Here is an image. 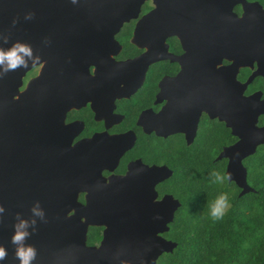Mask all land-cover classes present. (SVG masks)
<instances>
[{
	"label": "water",
	"instance_id": "95a60500",
	"mask_svg": "<svg viewBox=\"0 0 264 264\" xmlns=\"http://www.w3.org/2000/svg\"><path fill=\"white\" fill-rule=\"evenodd\" d=\"M142 1L0 0V47L8 49L16 42L25 43L40 57L35 65L43 62L22 90L23 76L35 66L31 62L27 69L0 77V204L6 209L0 220V246L8 252L0 264H19L10 243L13 224L17 213L31 218V208L37 201L46 213V222L38 221L37 230L27 240L37 249L33 264H155L159 254L176 245L159 232L167 228L180 205L177 198L166 194L157 204L144 207L139 204L145 199L139 201L132 166L125 175L110 176L108 181L96 167L104 161L115 163L121 151L113 153L103 148L99 156L88 153V142L71 146V139H64L62 133L66 110L81 100H75L80 95L75 94L77 90L68 75L76 73V68L80 71L81 63L85 66V62H95L93 43L97 37L108 50L118 46L115 32L138 13ZM154 1L157 7L141 20L144 31L152 26L153 15L167 9L168 0ZM29 14L32 18L26 19ZM137 27L138 23L133 41L140 43L142 35ZM3 36L9 37L7 43H3ZM108 50L103 52L106 57ZM151 60L150 52H145L117 61L112 73L127 76L133 66L142 64L141 79ZM115 78L119 79L114 76L112 80ZM247 99L252 102L255 120L264 109L257 107L255 96ZM253 126L251 136H242L221 153L230 154L226 173L241 187L239 194L254 190L246 181L241 161L264 141V127ZM126 134L109 136V142L126 148L131 144L122 142ZM157 172L154 169L152 173ZM89 176L94 178V187L88 186ZM161 178L158 174L151 179L149 202L155 196L154 182ZM80 190H87L85 202L78 199ZM89 224L105 225L99 245L86 243Z\"/></svg>",
	"mask_w": 264,
	"mask_h": 264
},
{
	"label": "flooded vegetation",
	"instance_id": "af4514ba",
	"mask_svg": "<svg viewBox=\"0 0 264 264\" xmlns=\"http://www.w3.org/2000/svg\"><path fill=\"white\" fill-rule=\"evenodd\" d=\"M166 6L164 12L153 15L152 26L144 31L141 20L157 5L154 0H143L138 13L115 32L118 46L110 50L96 38L95 62H85L86 67L81 63L80 71L76 68V73L68 75L77 90L74 93L80 95L75 100H81L66 110L63 119L62 133L64 139H71V146L86 141V152L98 156L103 148L121 151L115 163L104 161L96 167L108 181L110 176L125 175L132 166L139 201L145 199L139 204L144 207L157 204L166 194L179 200L173 191L177 178L203 177L210 169L227 177L230 154L222 155V151L242 136H251L253 123L255 128L264 127V111L253 120L252 102L247 99L255 96L257 107L264 109V0H168ZM137 23L143 36L140 43L133 41ZM124 24L131 26L127 40L120 35ZM106 49L107 57L103 55ZM145 52L153 60L141 79L142 64L133 66L128 77L112 73L117 61ZM42 63L27 70L20 90L38 74ZM114 76L119 79L112 80ZM122 133H127L122 142L131 144L117 148L109 136ZM260 149L264 141L241 159L250 186L248 162ZM154 169L162 178L154 182L155 196L149 202V185L158 175L152 173ZM88 178V186L94 187V178ZM225 181L241 190L234 180L227 177ZM86 192H78L81 202ZM172 220L159 232L166 239H172L167 235ZM92 226L99 235L90 240ZM104 227L89 224L86 243L99 245Z\"/></svg>",
	"mask_w": 264,
	"mask_h": 264
},
{
	"label": "trees",
	"instance_id": "16d2710c",
	"mask_svg": "<svg viewBox=\"0 0 264 264\" xmlns=\"http://www.w3.org/2000/svg\"><path fill=\"white\" fill-rule=\"evenodd\" d=\"M130 29L124 24L120 30L125 40ZM248 165L254 190L243 194L232 181L215 183L212 169L203 177L177 178L173 191L180 205L167 231L176 245L159 254L155 264H264V149ZM222 193L228 195L229 208L214 221L210 205ZM88 233L90 240L98 238L96 227Z\"/></svg>",
	"mask_w": 264,
	"mask_h": 264
},
{
	"label": "clouds",
	"instance_id": "9594fccd",
	"mask_svg": "<svg viewBox=\"0 0 264 264\" xmlns=\"http://www.w3.org/2000/svg\"><path fill=\"white\" fill-rule=\"evenodd\" d=\"M75 2V0H73ZM29 14L26 19H31ZM15 23V21H14ZM9 37L3 36V43L8 42ZM40 60L38 55L30 45L16 42L10 48L4 49L0 47V77H3L9 72H15L21 68L27 69L29 63L35 65ZM211 176L215 183L223 184L227 179L225 175L219 171H213ZM229 208V200L227 193L220 194L210 205L209 214L214 221L223 219ZM6 209L3 204H0V220H3V214ZM38 221L46 222V213L37 201L31 208V218H25L21 213H17L15 223L13 224V234L10 243L14 246L15 258L19 264H33L37 258V249L27 243L29 237L37 230ZM8 257V252L5 247L0 246V262L5 261Z\"/></svg>",
	"mask_w": 264,
	"mask_h": 264
},
{
	"label": "bare ground",
	"instance_id": "6f19581e",
	"mask_svg": "<svg viewBox=\"0 0 264 264\" xmlns=\"http://www.w3.org/2000/svg\"><path fill=\"white\" fill-rule=\"evenodd\" d=\"M136 74V73H135Z\"/></svg>",
	"mask_w": 264,
	"mask_h": 264
}]
</instances>
